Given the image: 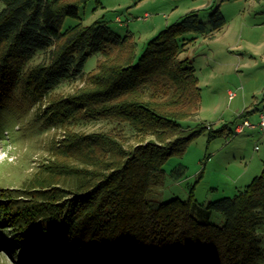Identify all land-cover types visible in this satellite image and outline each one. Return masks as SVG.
Here are the masks:
<instances>
[{"label": "trees", "instance_id": "obj_1", "mask_svg": "<svg viewBox=\"0 0 264 264\" xmlns=\"http://www.w3.org/2000/svg\"><path fill=\"white\" fill-rule=\"evenodd\" d=\"M0 105L15 95L32 102L49 98L42 117L65 128L67 138L54 161L27 189H0V224L11 234L9 252L19 248L24 264H258L264 260V170L234 197L211 202L226 224L198 220L193 203L148 198L165 180L164 166L208 128H184L201 109L196 70L180 55L189 33L210 34L225 25L217 12L208 31L190 13L161 31L141 55L132 36L107 26L79 24L91 0H1ZM44 61L31 66L39 55ZM99 55L84 76L89 59ZM84 78V87L54 95L64 82ZM39 118V119H40ZM108 121L123 130L76 133L72 128ZM46 174V175H45ZM13 191L19 195H13ZM192 198V195H191ZM6 230V229H5ZM7 231V230H6Z\"/></svg>", "mask_w": 264, "mask_h": 264}, {"label": "rangeland", "instance_id": "obj_2", "mask_svg": "<svg viewBox=\"0 0 264 264\" xmlns=\"http://www.w3.org/2000/svg\"><path fill=\"white\" fill-rule=\"evenodd\" d=\"M4 8L0 0V14ZM217 12L225 25L212 37L192 32L180 40L181 44L186 40L180 58L188 59L195 68L202 95L198 115L183 121L182 126L206 124L208 128L182 154L167 160L164 183L148 198L160 203L191 199L198 220L223 227L226 218L219 212H207L208 204L234 197L264 170L263 131L248 127L243 133L235 132L245 120L258 125L264 112V0H91L80 9L78 19L64 20L61 31L79 24L107 26L116 36H132L139 56L161 31L190 13L198 14L210 31L211 17ZM99 57L89 59L84 76L95 69ZM44 58L39 54L31 66ZM84 85V78L64 82L53 94L67 96ZM14 100L13 104L0 105V189L24 190L54 161L52 150L67 138L68 131L49 126L40 118L49 98L34 103L16 94ZM121 130L125 142L134 143L128 127L113 122H89L72 128L84 134ZM259 230L264 243V219ZM10 237L9 229L0 224V264H24L18 257L22 250L9 252L5 248L14 247Z\"/></svg>", "mask_w": 264, "mask_h": 264}, {"label": "built area", "instance_id": "obj_3", "mask_svg": "<svg viewBox=\"0 0 264 264\" xmlns=\"http://www.w3.org/2000/svg\"><path fill=\"white\" fill-rule=\"evenodd\" d=\"M149 17L147 16V19H148ZM119 21V20H118ZM234 96H235V94H233V93H230V98L232 99V98H234ZM248 127H251V128H259L260 130H262L263 131V134H264V112L261 114V116H260V123L258 124V125H252L248 120H245L244 122H243V124L242 125H239L237 128H236V130H235V132H236V134H240V133H243L244 132V130L246 129V128H248Z\"/></svg>", "mask_w": 264, "mask_h": 264}]
</instances>
